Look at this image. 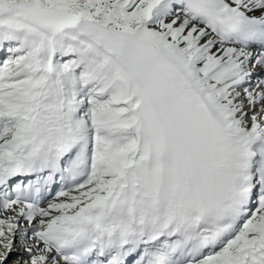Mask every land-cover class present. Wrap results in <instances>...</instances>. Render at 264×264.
I'll return each instance as SVG.
<instances>
[{"label":"snow or ice","instance_id":"obj_1","mask_svg":"<svg viewBox=\"0 0 264 264\" xmlns=\"http://www.w3.org/2000/svg\"><path fill=\"white\" fill-rule=\"evenodd\" d=\"M0 264H264V0H0Z\"/></svg>","mask_w":264,"mask_h":264}]
</instances>
